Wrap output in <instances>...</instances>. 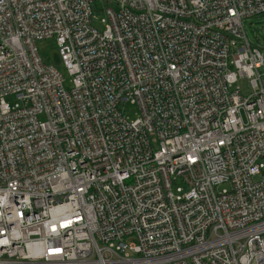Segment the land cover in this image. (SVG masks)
<instances>
[{
	"label": "built area",
	"instance_id": "obj_1",
	"mask_svg": "<svg viewBox=\"0 0 264 264\" xmlns=\"http://www.w3.org/2000/svg\"><path fill=\"white\" fill-rule=\"evenodd\" d=\"M260 15L264 0H0V264H264Z\"/></svg>",
	"mask_w": 264,
	"mask_h": 264
},
{
	"label": "rangeland",
	"instance_id": "obj_2",
	"mask_svg": "<svg viewBox=\"0 0 264 264\" xmlns=\"http://www.w3.org/2000/svg\"><path fill=\"white\" fill-rule=\"evenodd\" d=\"M98 19L104 17L102 11L96 12ZM97 26H102L100 23ZM245 30L249 41L256 46L261 47L264 51V15L254 17L245 21ZM37 48L40 56L45 63L53 64L60 71L64 79V86L66 89H70L73 85V79L68 69L62 62V58L59 53V48L54 38L43 39L37 41ZM138 109L135 106H128L127 114L130 118L137 117Z\"/></svg>",
	"mask_w": 264,
	"mask_h": 264
}]
</instances>
